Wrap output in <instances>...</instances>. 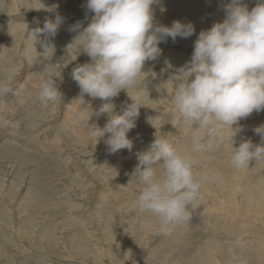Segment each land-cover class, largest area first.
Segmentation results:
<instances>
[{
    "label": "rangeland",
    "instance_id": "obj_1",
    "mask_svg": "<svg viewBox=\"0 0 264 264\" xmlns=\"http://www.w3.org/2000/svg\"><path fill=\"white\" fill-rule=\"evenodd\" d=\"M82 1L0 0V80L10 71L15 75L13 92L0 98V264H207L205 261L213 260L215 264H228L230 255H239L247 264H264V158L237 169L230 159L231 128L206 135L203 150L193 152L192 137L199 129L182 121L174 103L176 84L183 79L180 70L191 60L197 35L225 19L223 7L230 0H160L154 6L155 22L169 27L174 20L191 22L195 32L187 39L177 37L180 42L170 38L160 43L161 55L145 62L137 85L129 89V94L137 96L143 105L136 126L128 133L133 148L116 154H109L104 143L109 134L98 140L89 134V124L103 128L107 115L98 119L93 115L89 124L87 118H78L81 112L95 113L103 103L87 95L81 97L77 82L68 73L90 62L80 51L83 37H78L94 14L87 12V0ZM242 2L247 8L251 5L250 11L260 0ZM54 6L55 11H49ZM55 14L64 20L55 37L44 45L34 43L30 33L38 26L42 28L47 18L54 20ZM78 21L82 22V32L70 31ZM50 70L58 77L60 94L54 101H41L40 84ZM130 102L128 93L122 90L112 100L114 114L122 115ZM258 124H264V111L242 119L239 125L243 130L233 137L234 148L244 140L264 146L253 131ZM156 137L198 158L201 176L217 177L216 182L204 184L203 199L197 202L190 220L179 223L168 235L157 234L158 220L148 213L139 214L135 208L142 187L132 176L138 163L136 154L146 151ZM237 240L242 246H236Z\"/></svg>",
    "mask_w": 264,
    "mask_h": 264
},
{
    "label": "clouds",
    "instance_id": "obj_2",
    "mask_svg": "<svg viewBox=\"0 0 264 264\" xmlns=\"http://www.w3.org/2000/svg\"><path fill=\"white\" fill-rule=\"evenodd\" d=\"M160 0H87V12L93 13L91 22L80 37L81 50L90 62L72 69L81 97L103 101L95 113H79L87 123L93 115L97 119L107 115L103 128L89 124V134L96 140L109 134L104 143L109 154L121 150L132 151L128 133L136 126L139 108L143 106L129 89L137 85L146 61L161 55L159 44L173 42L177 37L187 39L194 32L191 22L174 20L171 26L155 22L154 6ZM49 11H55V6ZM161 11L164 9L161 7ZM225 19L202 30L194 42L191 60L180 70L183 79L176 84L174 103L183 122L195 125L199 131L192 137V151L203 150L202 140L213 132L231 128L232 141L242 131L239 122L253 112L264 111V0L250 11L242 0H230L224 5ZM64 22L59 14L46 19L42 28L30 33L34 43L44 45L54 38ZM38 23V22H37ZM80 21L70 28L78 31ZM43 38V39H41ZM57 76L47 71L40 84L39 99L54 101L58 94ZM14 72L0 80V98L13 92ZM132 100L122 115L114 114L112 103L121 91ZM233 125H236L234 128ZM264 143V124L253 129ZM232 144V147H233ZM132 176L142 185L135 201L139 214L148 213L158 222L159 235H168L181 222H188L203 199L206 182H216L214 175L201 176L197 158L155 138L148 149L138 152ZM264 158V146L244 140L233 147L231 162L237 169L249 167L250 161ZM236 246H242L237 240ZM228 264H247L246 259L230 255Z\"/></svg>",
    "mask_w": 264,
    "mask_h": 264
},
{
    "label": "bare ground",
    "instance_id": "obj_3",
    "mask_svg": "<svg viewBox=\"0 0 264 264\" xmlns=\"http://www.w3.org/2000/svg\"><path fill=\"white\" fill-rule=\"evenodd\" d=\"M83 1H85V0H83ZM83 1H82V2H83ZM183 1H184V0H183ZM187 1H188V0H187ZM187 1H186V2H187ZM192 1H193V0H192ZM194 1H195V0H194ZM250 1H251V0H250ZM28 2H29V1H28ZM37 3H38V2H37ZM44 3H46V2H44ZM184 3H185V1H184ZM189 3H191V2H189ZM192 3H193V2H192ZM28 4H29V3H28ZM61 4H62V3H61ZM67 4H68V3H67ZM77 4H78V3H77ZM186 4H187V3H186ZM197 4H199V3H197ZM39 5H40V4H39ZM48 5H49V4H48ZM62 5H63V4H62ZM248 5H250V4H248ZM30 6H31V5H30ZM43 6H44V5H42V7H43ZM183 6H184V5H183ZM187 6H188V5H187ZM187 6H186V9H188V11H190L189 8H187ZM189 6H190V5H189ZM250 6H251V5H250ZM250 6H248V8H249ZM40 7H41V6H40ZM49 7H50V6H49ZM51 7H52V6H51ZM58 7H59V6H58ZM184 7H185V6H184ZM0 8H1V7H0ZM36 8H37V7H36ZM36 8H35V9H36ZM46 8H47V7H46ZM46 8H45V9H46ZM192 8H193V7H192ZM38 9H40V8H38ZM48 9H49V8H48ZM59 9H60V8H59ZM186 9H185V10H186ZM251 9H252V8H251ZM32 10H33V9H32ZM36 10H37V9H36ZM61 10H62V9H61ZM67 10H68V8H67ZM191 10H192V9H191ZM28 11H29V10H28ZM38 11H39V10H38ZM46 11H47V10H46ZM70 11H71V10H70ZM181 11H182V10H181ZM188 11H187V12H188ZM9 12H10V11H9ZM23 12H24V11H23ZM33 12H34V11H33ZM72 12H73V10H72ZM85 12H86V11H85ZM177 12H178V11H177ZM183 12H184V11H183ZM10 13H11V12H10ZM26 13H27V12H26ZM26 13H25V14H26ZM28 13H29V12H28ZM61 13H62V11H61ZM191 13H193V12H191ZM191 13H190V14H191ZM7 14H8V13H7ZM12 14H13V13H12ZM39 14H40V13H39ZM46 14H47V13H46ZM46 14H44V15H46ZM75 14H76V12H75ZM36 15H37V14H36ZM68 15H69V14H68ZM79 15H81V13H80ZM88 15H89V14H88ZM184 15H185V14H184ZM195 15H196V14H195ZM18 16H19V15H18ZM50 16H51V15H50ZM89 16H90V15H89ZM14 17H15V16H14ZM43 17H44V16H43ZM86 17H87V16H86ZM155 17H156V16H155ZM26 18H27V17H26ZM28 18H30V17H28ZM28 18H27V19H28ZM33 18H34V17H33ZM197 18H198V17H197ZM22 19L24 20V18H22ZM27 19H26V20H27ZM39 19H40V18H39ZM47 19H48V18H47ZM80 19H81V18H79V20H80ZM193 19H194V18H193ZM51 20H52V19H51ZM90 20H91V19H90ZM196 20H197V19H196ZM81 21H82V20H81ZM86 21H87V20H86ZM157 21H158V20H157ZM27 22L29 23V21H27ZM32 22H33V21H32ZM90 22H91V21H90ZM198 22H199V21H198ZM198 22L196 21L195 23H198ZM159 23H160V22H159ZM195 23H194V24H195ZM201 23H202V21H201ZM74 24H75V23H74ZM85 24H86V23H85ZM199 24H200V23H198V25H199ZM39 25H40V24H39ZM164 25H165V24H164ZM203 25H204V24H203ZM37 26H38V25H37ZM66 26H67V25H66ZM66 26H65V27H66ZM82 26H83V25H82ZM38 27H39V26H38ZM86 27H87V26H86ZM203 27H204V26H203ZM80 28H81V27H80ZM84 28H85V27H84ZM69 29H70V28H69ZM198 29H199V28H198ZM66 30H67V29H66ZM80 31H81V30H79V32H80ZM201 31H202V30H201ZM81 32H82V31H81ZM66 33L68 34V32H66ZM72 33H73V32H72ZM197 33H198V32H197ZM74 34H75V33H74ZM79 35H80V34H79ZM197 36H198V35H197ZM67 37H68V36H67ZM169 39H170V38H169ZM169 39H168V40H169ZM170 41H171V40H170ZM176 41H178V40H176ZM178 42H180V41H178ZM183 42H184V41H183ZM186 42H187V41H186ZM171 43H172V42H171ZM188 44H189V41H188ZM184 45H185V44H184ZM189 45H190V44H189ZM191 45H192V44H191ZM167 46H168V45H167ZM45 47H46V46H45ZM179 47H180V46H179ZM165 48H166V47H165ZM14 50H15V49H14ZM171 50H174V49H171ZM178 50H179V49H178ZM191 50H192V49H191ZM14 52H15V51H14ZM175 52H176V51H175ZM178 52H179V51H178ZM29 59H30V58H29ZM49 61H50V60H49ZM43 63H44V62H43ZM48 66H49V65H48ZM42 67H43V66H42ZM36 69H37V68H36ZM157 69H158V68H157ZM40 70H41V69H40ZM40 70H39V71H40ZM146 70H147V69H146ZM35 72H36V71H35ZM40 72H41V71H40ZM68 73H71V72L68 71ZM73 81H74V79H73ZM33 82H34V81H33ZM13 83H14V82H13ZM32 84H33V83H32ZM74 84H75V82H73L72 85L74 86ZM154 84H155V83H154ZM165 84H167V83L165 82ZM75 85H76V84H75ZM77 85H78V84H77ZM77 85H76L75 87H77ZM151 85H153V84H151ZM70 86H71V85H70ZM32 87H33V86H32ZM148 87H149V86H148ZM77 88H79V87H77ZM138 88H139V87H138ZM150 88H151V87H150ZM74 89H75V88H74ZM75 90H76V89H75ZM79 90H80V89H79ZM150 91H151V90H150ZM145 94H146V91H145ZM83 97H84V96H83ZM155 98H157V97L155 96ZM128 99H129V98H128ZM39 100H40V99H39ZM19 101H20V100H19ZM160 102H161V100H160ZM83 103H84V102H83ZM130 103H131V102H130ZM68 106H69V105H68ZM66 107H67V106H66ZM72 107H73V106H72ZM23 108H24V107H23ZM75 108H76V107H75ZM73 109H74V108H73ZM44 110H45V109H44ZM70 110H71V109H70ZM70 110H68V111H70ZM72 111H73V110H72ZM74 111H75V110H74ZM65 112H66V111H65ZM60 113H61V112H60ZM75 113H76V112H75ZM57 114H58V113H57ZM70 114H72V113H70ZM29 115H30V114H29ZM39 116H40V115H39ZM45 117H46V116H45ZM73 117H74V115H73ZM66 118H67V117H66ZM72 119H73V118H72ZM72 119H71V121H72ZM68 120H69V119H68ZM76 122H78V121H76ZM73 123H74V122H73ZM261 123H262V122H261ZM82 125H83V124H82ZM247 125H248V123H247ZM258 125H259V124H258ZM78 126H79V125H78ZM73 127H74V126H73ZM46 130H47V129H46ZM73 130H74V128H73ZM227 130H228V128H227ZM41 131H42V130H41ZM79 131H80V130H79ZM228 131H229V130H228ZM230 132H231V131H230ZM230 132H228V133H230ZM17 133H18V132H17ZM20 133H21V132H20ZM38 133H39V132H38ZM240 133H241V132H240ZM1 134H2V133H1ZM16 135H17V134H16ZM19 135H21V134H19ZM22 135H23V134H22ZM225 135H226V134H225ZM230 135H231V134H230ZM236 135H237V133H236ZM35 136H36V135H35ZM228 136H229V134L227 135V137H228ZM254 136H255V135H254ZM13 137H14V136H13ZM31 137H32V136H31ZM227 137H226V138H227ZM237 137H238V136H237ZM22 138H23V137H22ZM106 138H107V136H106ZM224 138H225V137H224ZM238 138H239V137H238ZM250 138H251V137H250ZM18 139H19V138H18ZM24 139H25V138H23V139H21V140H24ZM26 139H27V138H26ZM77 139H78V138H77ZM219 139H220V138H219ZM79 140H80V139H79ZM51 141H52V140H51ZM90 141H91V140H90ZM217 141H219V140H217ZM238 141H239V140H238ZM9 142H10V141H9ZM22 142H25V141H22ZM78 142H79V141H78ZM87 142H88V140H87ZM13 144H14V143H13ZM28 144H29V143H28ZM85 144H86V143H85ZM237 144H238V143H237ZM3 145H4V144H3ZM32 145H33V144H32ZM79 145H80V144H79ZM257 145H258V144H257ZM259 145H260V144H259ZM21 146H22V145H21ZM23 147H24V146H23ZM233 147H234V146H233ZM6 148H7V146H6ZM14 148H15V147H14ZM179 148H180V147H179ZM181 148H182V147H181ZM181 148H180V150L182 151ZM15 149H16V148H15ZM13 150H14V149H13ZM36 150H37V149H36ZM81 150H82V149H81ZM183 150H184V149H183ZM0 151H1V150H0ZM2 151H3V150H2ZM28 151H29V150H28ZM32 151H33V150H32ZM185 151H186V150H185ZM215 151H216V150H215ZM21 152H22V151H21ZM34 152H35V151H34ZM206 152H207V151H206ZM210 152H211V151H210ZM213 152H214V151H213ZM5 153L7 154L8 152H5ZM18 153H19V152H18ZM207 153H209V152H207ZM8 154H10V153H8ZM24 154H25V153H24ZM202 154H203V153H202ZM2 155H3V154H2ZM206 155H208V154H206ZM7 156H8V155H7ZM31 156H32V155H31ZM36 156H37V155H36ZM29 157H30V155H29ZM34 157H35V155H34ZM217 157H218V156H217ZM217 157H216V158H217ZM19 158H20V157H19ZM216 158H215V159H216ZM22 159H23V158H22ZM29 159H30V158H29ZM82 159H83V158H82ZM94 159H95V158H94ZM209 159H210V157H209ZM17 160H18V159H17ZM34 160H35V158H34ZM197 160H198V158H197ZM35 161H36V160H35ZM37 161H38V160H37ZM48 161H49V160H48ZM40 162H41V161H40ZM51 162H52V161H51ZM102 162H103V161H102ZM216 162H217V161H216ZM38 163H39V162H38ZM42 163H43V162H42ZM53 163H54V162H53ZM91 163H92V162H91ZM25 164H26V163H25ZM36 164H37V163H36ZM100 164H101V163H100ZM11 166H12V165H11ZM44 166H45V165H44ZM52 167H53V166H52ZM55 167H56V166H55ZM19 169H20V168H19ZM36 169H37V168H36ZM45 169H46V168H45ZM93 169H94V168H93ZM59 170H60V169H59ZM232 170H233V169H232ZM23 171H24V170H23ZM26 171H27V170H26ZM99 171H100V170H99ZM234 171H235V170H234ZM255 171H256V170H254V172H255ZM19 172H20V171H19ZM40 172H42V171H40ZM93 172H94V171H93ZM223 172H224V171H223ZM245 172H246V171H245ZM47 173H48V172H47ZM96 173H97V172H96ZM32 174H33V173H32ZM51 174H52V173H51ZM108 174H109V173H108ZM61 175H62V173H61ZM15 176H16V175H15ZM31 176H32V175H31ZM36 176H38V175H36ZM48 176H49V175H48ZM119 176H120V175H119ZM27 177H28V176H27ZM44 177H45V176H44ZM56 177H57V176H56ZM98 178H99V177H98ZM30 179L32 180V178H30ZM34 179H35V178H34ZM107 179H108V178H107ZM116 181H118V180H116ZM119 181H120V180H119ZM30 182H33V181H30ZM34 182H36V180H34ZM34 182H33V184H35ZM45 182H46V181H45ZM221 182H222V180H221ZM245 182H246V181H245ZM37 183H38V181H37ZM225 183H226V182H225ZM76 184H77V183H76ZM103 184H104V183H103ZM206 184H207V182H206ZM231 184H233V183H231ZM35 185H36V184H35ZM37 185H38V184H37ZM85 185H86V184H85ZM107 185H108V184H107ZM245 185H246V184H245ZM6 186H7V185H6ZM31 186H32V185H31ZM110 186H111V185H110ZM231 186H232V185H231ZM42 187H43V186H42ZM104 187H105V186H104ZM39 188H40V187H39ZM53 188H54V187H53ZM73 188H74V187H73ZM120 188H121V187H120ZM245 188H246V187H245ZM29 189H30V188H29ZM118 189H119V188H118ZM234 189H235V188H234ZM249 189H250V188H249ZM18 190H19V189H18ZM43 190H44V189H43ZM46 190H47V189H46ZM49 190H50V189H49ZM108 190H109V189H108ZM246 190H247V189H246ZM119 191H120V190H119ZM223 191H224V190H223ZM242 191H243V190H242ZM35 192H36V191H35ZM230 192H232V190H231ZM36 193H37V192H36ZM76 193H77V191H76ZM227 193H228V192H227ZM246 193H247V192H246ZM30 194H31V192H30ZM30 194H28V195H30ZM117 194H118V193H117ZM117 194H116V195H117ZM229 194H232V193H229ZM229 194H228V195H229ZM234 194H235V193H234ZM248 194H249V193H248ZM228 195H227V196H228ZM7 196H8V195H7ZM69 196H70V195H69ZM7 198H8V197H7ZM16 198H17V197H16ZM24 198H25V197H24ZM101 198H102V197H101ZM223 198H224V197H223ZM223 198H222V199H223ZM227 198H228V197H227ZM244 198H245V196H244ZM83 199H84V198H83ZM222 199L220 198L221 201L224 200V199H223V200H222ZM25 200H26V199H25ZM25 200H24V201H25ZM245 200H246V199H245ZM247 200H248V199H247ZM247 200H246V201H247ZM105 201H106V200H105ZM224 201H225V200H224ZM226 201H228V199H227ZM250 201H253V200H250ZM8 202H9V201H8ZM98 202H99V201H98ZM229 202H230V201H229ZM231 202H232V201H231ZM237 202H238V201H237ZM247 202H248V201H247ZM42 203H43V202H42ZM106 203H107V201H106ZM217 203H218V202H217ZM248 203H250V202H248ZM26 204H27V203H26ZM97 204H98V203H97ZM219 204H220V203H219ZM224 204H225V202H224ZM229 204H231V203H229ZM229 204H228V205H229ZM245 204H246V203H245ZM12 205H13V204H12ZM253 205H254V204H253ZM21 206H22V205H21ZM98 206H99V205H98ZM39 207H40V206H39ZM223 207H224V206H223ZM231 207H232V206H231ZM242 207H244V205H243ZM245 207H246V206H245ZM245 207H244V208H245ZM31 208H32V207H31ZM247 208H248V207H247ZM24 209H25V208H24ZM36 209H38V208H36ZM36 209H35V210H36ZM130 209H131V208H130ZM254 209H255V208H254ZM28 210H29V209H28ZM40 210H41V209H40ZM37 211H38V210H37ZM96 211H98V210H96ZM227 211H228V210H227ZM248 211H249V210H248ZM260 211H261V210H260ZM260 211H259V212H260ZM16 212H17V211H16ZM20 212H21V211H20ZM222 212H223V211H222ZM228 212H229V211H228ZM250 212H251V211H250ZM18 213H19V211H18ZM36 213H38V212H36ZM36 213H34L33 215H35ZM41 213H42V212H41ZM11 214H13V213H11ZM135 214H136V213H135ZM144 214H145V213H144ZM228 214H229V213H228ZM231 214H232V213H231ZM231 214H230V216H232ZM244 214H245V213H244ZM22 215H23V213H22ZM50 215H51V214H50ZM105 215H106V214H105ZM234 215H235V214H234ZM242 215H243V214H242ZM239 216H240V215H239ZM255 216H256V213H255ZM3 217H4V216H3ZM34 217H35V216H34ZM221 217H222V216H221ZM242 217H243V216H242ZM26 218H27V217H26ZM29 218H30V217H29ZM29 218H28L27 220H29ZM48 218H49V217H48ZM224 218H225V217H224ZM244 218H245V217H244ZM30 219H33V216H32V218H30ZM34 219H35V218H34ZM34 219H33V220H34ZM226 219H228V217H227ZM247 219H248V218H247ZM263 219H264V218H263ZM97 220H99V219H97ZM103 220H104V219H103ZM221 220H222V219H221ZM231 220H232V219H231ZM235 220H236V219H235ZM31 221H32V220H31ZM31 221H30V222H31ZM44 221H45V220H44ZM104 221H105V220H104ZM193 221H194V220H193ZM223 221H225V219H224ZM237 221H238V220H237ZM244 221H245V220H243V223H244ZM27 222H28V221H27ZM106 222H107V220H106ZM227 222H228V221H227ZM234 222H236V221H233V224H234ZM238 222H239V221H238ZM241 222H242V221H241ZM246 222H247V221H246ZM256 222H257V221H256ZM107 223L110 224V222H107ZM129 223H130V222H129ZM29 224H30V223H28V225H29ZM41 224H42V223H41ZM94 224H95V223H94ZM109 224H108V225H109ZM219 224H220V223H219ZM219 224H218V226H219ZM233 224H232V225H233ZM236 224H237V223H236ZM238 224H239V223H238ZM248 224H249V222H248ZM44 225H45V224H44ZM44 225H43V226H44ZM147 225H148V224H147ZM230 225H231V224H230ZM243 225H244V224H243ZM250 225H251V224H249V226H250ZM25 226H26V225H25ZM93 226H94V225H93ZM237 226H238V225H237ZM237 226H236V227H237ZM251 226H252V225H251ZM28 227H29V226H28ZM216 227H217V226H216ZM231 227H232V226H231ZM231 227H230V228H231ZM240 227H241V225H240ZM9 228H10V227H9ZM58 228H59V226H58ZM96 228H97V227H96ZM99 228H100V227H99ZM99 228H98V229H99ZM114 228H115V227H114ZM131 228H133V227H131ZM237 228H238V227H237ZM249 228H250V227H249ZM26 229H27V228H26ZM26 229H25V227H23V231L26 230ZM30 229H31V228H30ZM110 229H111V228H110ZM137 229H138V228H137ZM175 229H176V228H175ZM227 229H228V228H227ZM231 229H233V227H232ZM241 229H242V228H241ZM106 230H107V229H106ZM214 230H215V229H214ZM243 230H244V229H243ZM27 231H28V230H27ZM98 231H99V230H98ZM113 231H116V230H113ZM151 231H152V230H151ZM151 231H150V232H151ZM24 232H26V231H24ZM148 232H149V231H148ZM18 233H19V232H18ZM97 233H98V232H97ZM27 234H28V232H27ZM42 234H43V233H42ZM48 234H49V233H48ZM58 234H59V233H58ZM76 234H77V233H76ZM39 235H40V234H39ZM143 235H144V234H143ZM143 235H142V236H143ZM58 236H59V235H58ZM69 237H70V236H69ZM33 238H34V237H33ZM71 238H72V237H71ZM137 238H138V237H137ZM144 238H145V237H144ZM246 238H247V237H246ZM117 239H118V238H117ZM247 239H248V238H247ZM33 240H34V239H33ZM40 240H41V239H40ZM40 240H39V241H40ZM116 241H118V240H116ZM45 242H46V241H45ZM114 242H115V241H114ZM250 242H251V241H250ZM50 243H51V242H50ZM59 243H60V242H59ZM117 243H118V242H117ZM259 243H260V242H259ZM34 244H35V243H34ZM48 244H49V243H48ZM122 245H123V244H122ZM263 245H264V244H263ZM157 246H158V245H157ZM256 246H257V245H256ZM31 247H32V246H31ZM253 247H255V246H253ZM118 248H119V246H118ZM251 248H252V247H251ZM255 248H256V247H255ZM144 249H145V248H144ZM155 249H156V248H155ZM171 249H172V248H171ZM114 250H115V249H114ZM127 250H128V249H127ZM161 250H162V249H161ZM220 250H221V249H220ZM86 251H87V250H86ZM152 251H153V250H152ZM237 251H238V250H237ZM49 252H50V251H49ZM165 252H166V251H165ZM219 252H220V251H219ZM221 252H222V251H221ZM227 252H228V251L226 250V253H227ZM232 254H235V253H232ZM133 255H134V254H133ZM221 255H222V254H221ZM224 255H226V254H224ZM229 255H230V254H229ZM229 255H228V256H229ZM153 256H154V255H153ZM173 256H174V255H173ZM216 256H217V255H216ZM235 256H236V255H235ZM238 256H239V255H237V257H238ZM117 257H118V256H117ZM224 257H225V256H224ZM1 258H2V257H1ZM74 258H75V257H74ZM202 258H203V257H202ZM228 258H229V257H228ZM78 259H79V258H78ZM140 259H141V258H140ZM206 259H208L209 261L211 260L210 257H207ZM224 259H225V258H223V261H225ZM145 260H146V259H145ZM221 260H222V259H221ZM120 261H121V260H120ZM148 261H149V260H148ZM190 261H191V260H190ZM216 261H217V260H216ZM252 261H253V260H252ZM89 262H90V261H89ZM180 262H181V261H180ZM205 262H207V264H215V260H213V261L210 262V263H209L208 261H205ZM217 262H218V261H217ZM178 263H179V262H178ZM179 264H180V263H179ZM221 264H222V263H221Z\"/></svg>",
    "mask_w": 264,
    "mask_h": 264
}]
</instances>
